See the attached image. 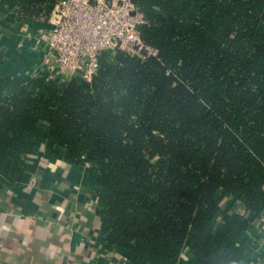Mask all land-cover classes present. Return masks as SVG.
<instances>
[{"label":"trees","instance_id":"obj_1","mask_svg":"<svg viewBox=\"0 0 264 264\" xmlns=\"http://www.w3.org/2000/svg\"><path fill=\"white\" fill-rule=\"evenodd\" d=\"M58 1L0 0V18L33 34ZM135 4L157 56L107 49L90 83L17 80L0 100V171L12 182L32 170L43 143L93 170L99 237L129 264H252L264 215V0Z\"/></svg>","mask_w":264,"mask_h":264},{"label":"crops","instance_id":"obj_2","mask_svg":"<svg viewBox=\"0 0 264 264\" xmlns=\"http://www.w3.org/2000/svg\"><path fill=\"white\" fill-rule=\"evenodd\" d=\"M10 17L0 18V100L32 61L29 38L20 36L21 50L18 37L8 41ZM44 148L43 143L41 155L27 161L33 170L21 171L16 180L0 171V264H129L100 241L94 171L50 157ZM31 177L33 187L28 186ZM250 237L256 244L252 264H264L259 223Z\"/></svg>","mask_w":264,"mask_h":264},{"label":"built area","instance_id":"obj_3","mask_svg":"<svg viewBox=\"0 0 264 264\" xmlns=\"http://www.w3.org/2000/svg\"><path fill=\"white\" fill-rule=\"evenodd\" d=\"M142 23L143 14L135 0H60L51 12L48 28L33 35L17 31L14 24L9 30L17 32L18 43L20 36L32 41V61L25 75L42 72L45 80L67 82L79 78L90 83L103 50L117 49L140 59L157 56V51L140 37L137 28ZM18 43L16 47L20 49L22 45ZM35 183L31 177L28 186ZM259 228L264 240V215Z\"/></svg>","mask_w":264,"mask_h":264},{"label":"rangeland","instance_id":"obj_4","mask_svg":"<svg viewBox=\"0 0 264 264\" xmlns=\"http://www.w3.org/2000/svg\"><path fill=\"white\" fill-rule=\"evenodd\" d=\"M1 51V50H0Z\"/></svg>","mask_w":264,"mask_h":264}]
</instances>
